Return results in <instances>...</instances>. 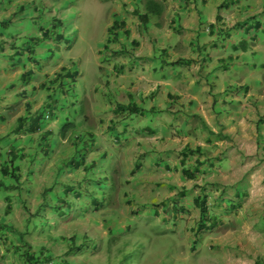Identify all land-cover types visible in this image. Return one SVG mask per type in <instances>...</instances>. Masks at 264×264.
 Here are the masks:
<instances>
[{
  "label": "crops",
  "instance_id": "0c3cea01",
  "mask_svg": "<svg viewBox=\"0 0 264 264\" xmlns=\"http://www.w3.org/2000/svg\"><path fill=\"white\" fill-rule=\"evenodd\" d=\"M91 1L103 19L101 37L86 0H0V94L7 87V101L20 106L0 139L10 141L3 158L15 160L18 190L29 189L45 167L58 171L51 150L66 138L64 122L78 129L95 120L115 128L113 146L73 152L68 162L79 158L85 170L96 158L99 167L121 153L130 171L149 165L169 171L168 161L180 154V172L195 184L199 217V197L208 209L207 227L198 233L213 229L211 244L225 264H264V0H156L163 5L160 15L146 14L147 0ZM71 31L78 35L74 41ZM64 41L68 50L56 57ZM82 45L87 55H76ZM88 54L96 58L95 83L60 102L66 88L76 89L72 81L89 79L75 64L85 65ZM173 132L181 138L173 140ZM48 150L53 157L43 156ZM219 152L224 173L210 179L206 175L218 173ZM0 175L6 186L17 184ZM84 185L67 188L87 195L77 203L97 208L103 196L93 194L92 181ZM54 205L48 201L41 210Z\"/></svg>",
  "mask_w": 264,
  "mask_h": 264
},
{
  "label": "rangeland",
  "instance_id": "374dc122",
  "mask_svg": "<svg viewBox=\"0 0 264 264\" xmlns=\"http://www.w3.org/2000/svg\"><path fill=\"white\" fill-rule=\"evenodd\" d=\"M86 2L91 5V12L94 11L97 15H91L90 21L95 24L97 34L101 37L103 19L98 17L101 13L94 2ZM111 2L112 0H108L107 4L110 5ZM72 23L69 22L67 30H70ZM88 28L90 31H87V34L92 37L94 31L90 25ZM68 36L72 41L78 38V35L73 37L72 31ZM61 45L64 49L58 48L56 57L59 56V51L68 50L66 41ZM88 49V46L82 45L76 48L75 54L87 55ZM90 49L93 50L92 47ZM44 60L48 61V57ZM75 64L89 79L86 82L80 81V76L79 80L72 81L76 89L71 92V89L66 88L63 98H59L60 102L70 101L76 90L91 89L95 83L94 71L97 65L94 56L88 54L84 60L85 65L78 64V60ZM67 85H71L70 82ZM3 90L5 93L0 94V135L9 131V125L20 109V106H12V101H7L12 92L7 87ZM83 95L80 92L78 96H74L78 98L76 102H82ZM13 107L14 113H8ZM88 123L89 128L79 127L76 133L71 130L62 141H55V151H51L55 152L56 156L45 155L49 150L43 151L45 158L53 157L50 160L55 163L59 160L55 168L57 172L50 174V170L47 172L45 167L44 171L39 172L30 181L29 189L23 194L18 189L11 192L0 190V223H3L0 226H5V230H0V264H25L19 249L26 246L18 235L11 232L13 229L23 233L24 240L31 245L28 249L32 252L37 253L43 247L49 249L52 259L50 261L46 256L45 261L53 264H225L224 255L211 244L213 229L203 231L204 234L197 231L199 210L192 201L193 197L195 198V184L192 186V182L180 172L182 165L177 161L180 154H174L168 161L169 171H154L150 165L141 170L130 171L131 161L126 160L121 153L103 164L100 163L99 167L97 163L101 162V159L96 158L95 164H87L91 165L88 169H74L68 164V160L73 152L81 149L86 137L89 136L93 141L87 151L100 152L113 146V133L105 128V125L95 120ZM83 134L86 136H81ZM171 136L173 140L181 138L174 132ZM6 139L7 136L0 139V168L3 162H8L4 158H7L11 146L10 141ZM97 139L102 141L99 148ZM58 142L61 143L58 145ZM223 155L222 152L218 154V173L212 177L208 174L206 177L213 179L222 171L224 173ZM90 161L88 160V163ZM28 163L27 161L24 169L28 168ZM31 174L25 182L29 181ZM89 181L93 183V194L103 196L100 208L93 209L92 206L77 203L83 191L80 195L76 194L79 190L68 193V185L81 188ZM103 186L104 193L100 189ZM46 188L53 189L48 196L52 205L59 200H72L74 205L71 210L64 211V216L53 207L41 210L44 207L42 191ZM37 211L40 214L35 216ZM6 227H11V231Z\"/></svg>",
  "mask_w": 264,
  "mask_h": 264
},
{
  "label": "trees",
  "instance_id": "16d2710c",
  "mask_svg": "<svg viewBox=\"0 0 264 264\" xmlns=\"http://www.w3.org/2000/svg\"><path fill=\"white\" fill-rule=\"evenodd\" d=\"M145 8L147 10V15L148 14H157V15H160L162 12H163V5L159 2H157L156 0H147L146 1V4H145ZM142 18L144 16H141ZM126 109V107H123V106H119L117 108V110H122L124 111ZM76 123L75 122H72V121H68V122H65L62 126H61V134L63 137L67 136L66 134H68L69 131L71 130H77L76 129ZM110 131L112 133H114L115 131V128L112 127L110 128ZM90 134V133H88ZM81 136H86L85 134L81 135ZM80 140V139H79ZM78 140V142H80ZM88 140H92L91 138H88L86 137L85 139H83V143H82V147L81 149H79L78 152H81L80 154H83L89 147V144H91V142H87ZM1 157H3V155H1ZM11 163L9 162H3L2 166H1V169H0V172L2 173V175L4 177H9V178H12L16 181L17 184H14L13 186L11 187H8L5 185L4 181L0 180V190L1 189H4L6 190L7 192H11V191H14L16 189L19 188L18 186V183H19V179H20V175L18 173V167L14 165L13 162H15V160L13 158H11ZM68 164H70L74 169H78L80 167H82V161L79 159V158H73L71 159ZM66 188V187H65ZM75 189H70L68 191V193H74ZM53 191L52 188H46L43 193H42V197H43V201L44 203L43 204H46V202H48V196L49 194H51ZM79 193H76V194H82L81 191H78ZM199 201V204H200V209H201V212H202V216L200 218V221H199V227H198V231H202L205 227H207V218H206V213L208 211L207 207L205 206V201L204 199H200V197L198 198ZM65 201L67 204H65L63 207L60 203H61V200L58 201V205H54V210H56V212L58 211L59 213H61V216L64 215V211L65 212H69L73 206V202L72 201H69V200H63ZM57 202V201H56ZM42 204V205H43ZM96 207L97 208H100L101 207V202H96ZM71 206V207H70ZM39 212V211H37ZM38 214V213H37ZM3 224V223H0V225ZM5 228V226L3 227L0 226V230L2 232V230H5L3 229ZM6 228H9V227H6ZM10 231H11V227L9 228ZM12 233H14V235H18L20 237V239L23 241V244L26 246V248H23L21 247L19 250V253L22 255L24 261H25V264H48L47 261H45L47 258L50 260L52 259V256H50L51 252L49 249L47 248H42L41 251L39 252H32L31 250H29L28 248L31 247L30 244H28L24 238H23V233H20L19 230L17 229H13L11 231ZM1 238V237H0ZM47 256V258L45 259V257ZM51 261V260H50ZM49 261V262H50Z\"/></svg>",
  "mask_w": 264,
  "mask_h": 264
},
{
  "label": "clouds",
  "instance_id": "9594fccd",
  "mask_svg": "<svg viewBox=\"0 0 264 264\" xmlns=\"http://www.w3.org/2000/svg\"><path fill=\"white\" fill-rule=\"evenodd\" d=\"M47 118H48V116H47ZM48 264H53L52 262H49Z\"/></svg>",
  "mask_w": 264,
  "mask_h": 264
}]
</instances>
